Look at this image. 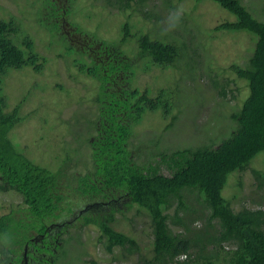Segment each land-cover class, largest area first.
<instances>
[{"label":"trees","instance_id":"obj_1","mask_svg":"<svg viewBox=\"0 0 264 264\" xmlns=\"http://www.w3.org/2000/svg\"><path fill=\"white\" fill-rule=\"evenodd\" d=\"M68 1L64 10L66 16L72 5V1ZM145 1L103 0L99 4L102 8L110 10L113 7L126 14V19L119 28L118 40L102 39L98 32L101 37H91L90 43L98 46L91 50L75 39L71 40L79 45V50L68 44L70 39L62 33L60 23L49 27V37L55 41L54 49L59 50L62 45L59 51L63 56L73 53L72 64L79 75L90 79L91 88L85 91L96 89V95L88 99L90 106L97 105L94 121L91 118L88 121L89 127L92 125L94 129L92 139L88 140L92 169L84 174L71 173V185L63 182L66 169L53 172L32 162L9 137L22 120L19 116L22 103L7 110L8 105L3 99L4 82L7 85L14 71L24 67L41 72L46 59L35 52L28 39L24 41L26 47L16 48L11 37L19 32V25L14 19L0 16V189L16 191L23 204L19 209L20 217L14 215L15 211L0 214V256L5 264H9L11 255L29 242L32 238L29 232L45 238L48 224L63 211L67 198L63 188H72L78 197L108 203L123 195L128 200V209L134 206L138 214L145 211L150 218L152 256L142 264H264V211L245 206L234 210L230 199L222 193L229 175L248 169L253 159L262 154L261 167H251V174L257 190L264 197V20L257 19L241 0H209L235 18L218 23L213 31H248L256 37L246 65H230L236 77L246 82L249 94L238 109L230 111L225 122L227 126L231 125L230 129L215 137V141L161 150L138 164L129 146L135 126L146 111L161 109L163 118L169 120L165 129H170L178 119L172 112L176 102H180L179 86L160 88L151 94L149 89L130 86L128 70L135 66L136 60L164 70L187 56L184 61L189 63L186 71L192 74L195 62L184 50L187 47L185 41L178 45L163 35H151L150 32L135 35L142 27L137 29L130 22L134 12L145 19L155 18L156 23L159 21L158 14L143 9ZM192 1L195 8L203 0ZM47 4L53 6L50 0ZM168 7L171 9L172 6ZM133 40L136 46L129 47L128 55L127 48L122 49L120 44ZM80 55L86 64L76 61L80 60ZM120 78L122 80H118ZM118 83L122 84L120 91L113 90L112 86ZM219 95L225 97L226 91L221 89ZM87 114L92 115L91 111ZM69 158H72L71 154ZM162 169L168 173L164 174ZM184 191L191 195L195 193L200 209L194 206L192 210V205H186ZM174 201L177 206L170 214L167 210ZM194 220H200L202 225L192 228ZM114 221V211H104L79 215L71 225L97 227V242L106 253L113 255L114 264H122L125 258L139 254L140 250L133 236L114 228ZM76 238L71 234L61 237L55 245L47 243L43 250L53 257L52 260L47 258L45 263L73 264L66 251ZM115 248H118L117 255Z\"/></svg>","mask_w":264,"mask_h":264},{"label":"rangeland","instance_id":"obj_2","mask_svg":"<svg viewBox=\"0 0 264 264\" xmlns=\"http://www.w3.org/2000/svg\"><path fill=\"white\" fill-rule=\"evenodd\" d=\"M47 1L0 0V16L7 20L14 19L18 23L16 25H19V32L11 37L16 48L26 47L24 41L28 39L35 52L46 59L41 72L30 67L14 71L7 85L4 82L3 99L8 105L7 110L22 103L19 111L22 120L9 133L10 139L18 144L24 156L32 162L53 172L66 169L67 175L64 173L63 182L71 185V173L84 174L92 169L88 140L92 139L94 129L92 125L89 127L88 121L90 118L93 120L97 105L90 106L88 99L96 95V89L85 91L91 88L90 79L79 75L78 69L72 64L73 53H64L63 56L59 51L62 45L59 50L54 49L55 41L49 37V27L60 23L62 33L67 34V39H70L68 44L79 50V45L71 40L75 39L90 50L94 47L93 44L90 45L91 37L100 36L98 32L102 39L118 40L119 28L126 19V14L113 7L110 10L102 8L99 4L103 0H71V11L66 16L64 10L68 6V0H50L53 6L48 5ZM241 1L257 19L264 20V0ZM201 2L194 8L192 0H146L143 9L158 14V23L154 22L155 18L154 21L145 19L138 12H132L130 17L135 28L142 27L139 33H135L136 36L150 32L151 35H163L178 45L185 41L187 47L184 50L195 59L192 74L186 71L189 63L184 61L187 56L164 70L154 64L147 66L142 62L137 63V60L134 62L135 66L128 70L131 76L130 86L140 90L149 89L151 94H155L160 88L175 89L179 86L180 102H176L172 112L178 119L170 129H165L169 120L163 118L161 109L146 111L140 123L135 126L129 146L133 150V159L138 164L151 159L161 150L171 151L215 141V137L230 129L231 125L227 126L225 123L230 111L238 109L249 94L246 82L236 77L230 65H246L253 53L256 37L248 31H213L218 23L235 18L212 1ZM168 5L172 6L171 9ZM177 8H183V16L179 26L169 32L168 18ZM132 46H136L135 40L120 44L122 49L127 48L128 55L131 51L128 49ZM76 61L86 64L82 56ZM121 86L118 83L112 88L120 91ZM221 89L226 91L225 97L219 95ZM88 109L91 116L87 114ZM261 163L262 154H259L248 169L229 175L228 184L222 193L230 199L234 210L245 206L264 211V197L257 190L251 174V167L259 169ZM162 171L164 174L168 173L166 169ZM63 191L67 197L63 211L48 224L45 238L33 231L29 232L32 238L17 253L11 255L9 264H46L47 258L52 260L53 256L43 250L45 244L51 240L55 245L61 237L71 234L78 238L70 243L66 251L70 263H116L112 259L113 255L106 253L97 242V227L71 225L79 215L104 211H114V228L133 236L139 246L140 253L125 258L122 264H142L143 260L151 258L152 233L150 218L145 211L138 214L134 206L128 209V200L123 195L108 203L78 197L72 188H63ZM194 194L184 191L185 203L187 206L192 205V210L194 206L200 209ZM21 200L16 191L0 189V214L15 211V216H22L19 211L23 207ZM175 206L176 201L167 212L173 213ZM194 221L192 228L202 225L200 220ZM118 253V248H115L114 254ZM0 264H5L1 256Z\"/></svg>","mask_w":264,"mask_h":264},{"label":"clouds","instance_id":"obj_3","mask_svg":"<svg viewBox=\"0 0 264 264\" xmlns=\"http://www.w3.org/2000/svg\"><path fill=\"white\" fill-rule=\"evenodd\" d=\"M183 12H184L183 8H177L174 14L169 15L168 29H167L169 32L175 30L179 26L183 16Z\"/></svg>","mask_w":264,"mask_h":264},{"label":"flooded vegetation","instance_id":"obj_4","mask_svg":"<svg viewBox=\"0 0 264 264\" xmlns=\"http://www.w3.org/2000/svg\"><path fill=\"white\" fill-rule=\"evenodd\" d=\"M97 46H98V45H96V46H94V47H97ZM92 48H93V47H92ZM92 48H91V49H92ZM91 49H90V50H91ZM108 84H109V83H108ZM50 241H51V240H50ZM50 241H49V242H50ZM46 242H47V241H46ZM49 242H47V243H49ZM47 243H46V244H47ZM46 244H45V245H46Z\"/></svg>","mask_w":264,"mask_h":264},{"label":"bare ground","instance_id":"obj_5","mask_svg":"<svg viewBox=\"0 0 264 264\" xmlns=\"http://www.w3.org/2000/svg\"><path fill=\"white\" fill-rule=\"evenodd\" d=\"M203 75V74H202Z\"/></svg>","mask_w":264,"mask_h":264}]
</instances>
